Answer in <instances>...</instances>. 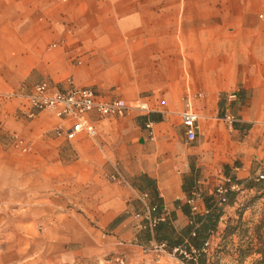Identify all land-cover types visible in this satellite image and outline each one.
I'll use <instances>...</instances> for the list:
<instances>
[{
	"label": "crops",
	"instance_id": "0c3cea01",
	"mask_svg": "<svg viewBox=\"0 0 264 264\" xmlns=\"http://www.w3.org/2000/svg\"><path fill=\"white\" fill-rule=\"evenodd\" d=\"M44 79L60 90L71 79L127 108L88 111L97 135L68 138L54 128H68L69 118L47 110L27 117L22 98L0 96V264H98L120 255L126 264H186L145 245L196 248L190 235L229 173L243 185L237 197L260 191L264 0H0V92ZM187 96L198 113L188 141ZM195 182L201 214L185 202ZM142 192L153 214L166 211L154 227L133 217ZM236 205L224 204L199 249Z\"/></svg>",
	"mask_w": 264,
	"mask_h": 264
},
{
	"label": "built area",
	"instance_id": "2783aa9c",
	"mask_svg": "<svg viewBox=\"0 0 264 264\" xmlns=\"http://www.w3.org/2000/svg\"><path fill=\"white\" fill-rule=\"evenodd\" d=\"M68 80L67 87L62 90L52 88L50 81L44 79L34 83L27 91L16 89L7 94L0 92V96L22 98L24 105L21 108V113L27 117H33L38 112L47 110L58 117L69 118L70 125L68 128H62L59 125L54 128L56 134L65 133L68 138L74 137L76 134L81 133V131L87 132L92 136L97 135L98 132L95 125L86 115L88 111L116 116L123 114L127 108V104L123 98L107 100L97 96L91 87L86 85L78 86L71 79ZM230 96L233 97L234 94ZM189 100L190 98L187 96V108L181 112V120L184 125L187 141L194 139L198 130V113L191 108ZM223 118L230 123L236 120V116L229 112L225 113ZM15 145L16 147H21L24 145V139L21 137L16 138ZM262 177H264V172H259L257 178L260 179ZM111 178L116 181L126 182L119 172L112 173ZM228 188L241 190L238 183L231 182L229 176H224L222 182L218 183L214 188L218 202H225V193ZM202 196L203 191L199 183L195 182L185 197V202L190 206L192 212L201 214L205 211L201 206ZM140 200L143 203V208L136 210L133 213V217L139 220L142 227H154L166 215V211L163 210L160 214H153V208L147 201V192L141 193ZM206 245L204 244L200 249L191 248L190 251H187L183 245H175L172 249L168 250V253L172 256L180 254L182 255V259L193 258L195 259V264H201V262L197 261L196 253L201 250L204 251ZM152 246L153 248L165 249L166 244L165 242H155ZM114 260L115 264H126L123 255L116 256Z\"/></svg>",
	"mask_w": 264,
	"mask_h": 264
},
{
	"label": "rangeland",
	"instance_id": "374dc122",
	"mask_svg": "<svg viewBox=\"0 0 264 264\" xmlns=\"http://www.w3.org/2000/svg\"><path fill=\"white\" fill-rule=\"evenodd\" d=\"M219 164L221 168L224 165L222 161ZM238 197L237 194L232 197L230 203L236 200L237 205L234 208H229L223 219L224 225L217 226L218 233L214 234L213 240L205 246V250L200 251L205 253V264H237L240 247L244 248L249 242L250 246L254 247L264 245V189L257 192L242 191L239 192ZM255 219L257 221H254ZM261 219L262 222L259 224ZM256 233L262 234L261 238H258ZM145 247L146 251H143L145 253L155 250L152 244H147ZM165 250L168 252L169 249L165 247ZM196 254L198 257V253ZM255 256V254L246 256L245 262L250 261ZM191 259H183V261L186 263L187 260ZM193 260L195 264V259ZM197 261H199L198 258ZM17 264H29V262L23 260ZM98 264H115V261ZM155 264L167 263L160 261L155 262Z\"/></svg>",
	"mask_w": 264,
	"mask_h": 264
},
{
	"label": "trees",
	"instance_id": "16d2710c",
	"mask_svg": "<svg viewBox=\"0 0 264 264\" xmlns=\"http://www.w3.org/2000/svg\"><path fill=\"white\" fill-rule=\"evenodd\" d=\"M227 165L228 164H226V163H224V165H223V168L225 169V173L226 174H228ZM228 176L230 177L231 182L238 183L237 180L234 179L232 174L229 173ZM260 179H261L262 182H260L259 185H256V187H258L259 189L260 188L264 189V177H262ZM240 187L242 189L243 185L240 186ZM237 191H239V190L228 188L226 193H225L226 194L225 202H222L220 204H217V201L215 200L216 199V195H215L214 192H213V195L212 194L209 195L210 198H207V200H208L209 204L212 205V210H211V212L209 211L206 214H204L205 215V217H204L205 219H204V222H203V224H202V226L200 228V231L197 233V231H196L197 229H196L194 231V234L190 235V236H192L191 237V241H192L193 245L196 247V249H199V247L202 244V242L204 241V239L206 240V238L208 237L209 231L211 229L216 228V225H217L218 220H219L218 217L223 212L224 204L226 202H231L232 201L231 200L232 197H234L237 194ZM202 199H204V195L202 196ZM261 222H262V219H261L259 224H261ZM162 228H163V226L160 227V230ZM256 234H257L258 238H261L262 234H259V233H256ZM167 241H165V244L170 242V240H167ZM171 244H173L172 240H171ZM176 245H183L186 248L187 251H190L189 246L187 244H185V243H180V244H176ZM250 245L251 244L249 242V244H247V246H244V248L240 247L238 249V253L239 254H238V263L237 264H264V245L262 244L259 247H254V246H250ZM172 248L173 247H168L169 250L172 249ZM250 254H255L256 256L253 259H251L250 261L245 262L246 256H248ZM178 256H180L182 258V255L178 254ZM197 258L199 259V262H201V264H205V253L198 252V257ZM206 258H207V253H206ZM186 263L187 264H194V260L193 259L187 260Z\"/></svg>",
	"mask_w": 264,
	"mask_h": 264
}]
</instances>
